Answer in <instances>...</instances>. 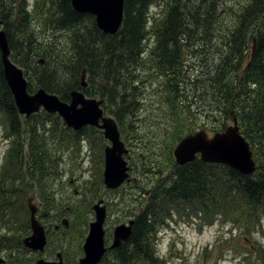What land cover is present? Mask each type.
<instances>
[{
  "label": "trees",
  "instance_id": "16d2710c",
  "mask_svg": "<svg viewBox=\"0 0 264 264\" xmlns=\"http://www.w3.org/2000/svg\"><path fill=\"white\" fill-rule=\"evenodd\" d=\"M39 3L43 25L67 35V54L59 53L64 48L55 44L39 48L30 28V17ZM154 6L163 9L157 17L150 10ZM0 20L12 62L29 75L28 92L33 80L37 88L57 95L63 102L69 101L73 90L102 99L104 109L107 104L112 108L108 114L116 121L120 135L132 141L139 138L133 124L138 110L134 92L139 83L134 72L143 68L147 53V61L162 74V87L168 92L174 136L180 130L184 134L185 126H189L186 120L195 124L203 116L209 131H222L236 117L242 136L255 154L256 170L250 175L199 159L183 166L174 163L169 181L162 178L146 192L134 213L128 240L108 251L99 264H167L155 255L154 242L155 235L164 226L169 227L173 218L196 220L200 226L228 223L237 231L231 250L247 252L237 263L264 264V245H239L240 239L242 243L252 239L264 218V0H236L230 8L223 6V0H124L122 22L114 35L101 33L94 18L75 12L70 0H35L31 10L26 0H0ZM183 52H189L196 64L200 54L210 58L201 68L200 77H191L193 66H184L180 58ZM83 71L87 78L84 89L80 83ZM189 84L193 86V97L186 91ZM203 99L209 107L202 110ZM179 105L182 112L177 111ZM0 118L4 137L10 140L1 158L0 175L15 169L10 179L0 180V222L6 226L19 222V208L11 211L15 187L34 185L40 188L42 201L50 203V184L60 175V162L52 158L47 142L54 141L57 150L72 153L80 151L81 145L80 137L56 115L40 111L29 118L18 117L1 62ZM79 133L82 138L88 137L92 148L96 140L89 128ZM21 143L28 147L23 157L16 149ZM14 248L11 238L0 237L5 264H13ZM209 254L205 250L204 258Z\"/></svg>",
  "mask_w": 264,
  "mask_h": 264
},
{
  "label": "rangeland",
  "instance_id": "374dc122",
  "mask_svg": "<svg viewBox=\"0 0 264 264\" xmlns=\"http://www.w3.org/2000/svg\"><path fill=\"white\" fill-rule=\"evenodd\" d=\"M26 1L29 10H31L35 0ZM16 3H21V0H16ZM235 3L236 0H223V6L226 8L232 7ZM40 7L41 3L38 4V9L34 10L30 17V28L35 33L39 48L44 49L48 44H55L57 47L65 49L58 51L59 53L63 52L67 54L69 51L66 50L69 47L67 35L60 34L43 25L41 22L43 14H40ZM150 10L151 13L156 12L155 15L157 17L163 9L162 7L154 6ZM184 52L180 55V58L184 59L183 64L187 69L193 66V75L191 77H200L201 68L208 64L210 58L201 54L198 55L196 59L197 64L200 65H197L194 63L196 62L194 61V57L189 52L186 54ZM60 56L64 57L63 54H60ZM143 59L145 61L143 68L134 72V78L138 79L139 83L135 82L136 86H138L137 91L134 92V96L138 101V110L133 116V124L138 129L139 138H135L132 141L129 139L127 142L120 135L121 141L128 149V154L124 156L127 166L130 168L128 183L115 191H107L104 188L102 183L103 148L109 145V143L101 134L90 130L96 140L94 146L90 147L91 141L87 137V142L82 143L80 141L81 147L79 152L72 153V150H57L54 141L49 140L47 142L50 154L53 155L52 158L55 159L54 161L60 162L59 169L69 170L71 167L66 163L62 167V159L71 160L74 156H78L81 161L83 160L84 170L89 169V172L85 171L82 177L77 179V182L72 183V187L66 183L67 179L64 180V184H60L59 188L57 187L59 183L55 181L51 183L50 187L53 193L49 204L42 201L41 197H39L40 188L37 187L36 189L34 185H28L27 187L20 185V187L14 188V191L18 192L30 189L34 193V196H36L35 203H41V206L50 217L60 215L68 220V227L60 238H57L54 234L49 236L52 245L51 252L58 248H65L64 251L67 252L68 257H74L75 253L79 251L81 255H78V259L83 256L81 246L88 234L89 223L94 221V213L91 211V206L97 201H102V205H107L108 207L104 228L107 233L106 243L110 245L113 229L117 225L125 224L133 219L134 213L139 208L141 201L147 196L146 192L152 190L162 178H167L166 180L169 181L168 175L174 169L175 163L172 154L173 149L182 138L201 130H204L208 137H211L214 133L222 132L227 126H231L232 124L228 122L222 131H209V128L206 126V120H203V116H200V120L195 124L189 123L186 120L189 126H185L184 134L180 130L178 136H174V121L169 117L172 109H170L171 106L167 102L168 92L162 87V74L151 68L155 65L147 61L149 54L146 53ZM38 60L42 59L38 58ZM47 62H44V64ZM24 77L28 84L29 82L31 83L29 75L26 76L24 73ZM86 80L87 78L84 81ZM32 85L33 87L31 88V92H28L29 94H34L38 90L33 80ZM186 91L187 94L193 97V86L187 85ZM205 102L206 99H203L200 109L203 110L209 107ZM177 108L178 112H182V105H179ZM109 110H112V108L107 104L104 112L107 116L112 117L108 114ZM17 115L19 118H23V116ZM1 121H3V118H0V167L2 155L9 149L6 139L3 137V132L5 131H3L4 128ZM192 121L193 119H191ZM21 136L23 137V134ZM17 148L21 150L22 157L27 153L26 149L28 147L25 143H21L20 147ZM255 151L257 152V149ZM14 163V168H16L17 162L14 161ZM12 169H9L4 175H0L2 182L7 181L8 178L10 179V175L13 172ZM32 170L33 168L30 167V171ZM77 173L78 171L74 173L69 172L68 174H72L74 177ZM7 185L9 187L11 183L8 182ZM73 189L77 192V195L73 194ZM16 208L17 210L19 208V218H17L19 223L28 222L25 198L20 194L19 197L13 196L11 211L14 212ZM46 223L49 225L50 221L47 220ZM168 223L169 227L164 226L155 235L156 243L154 242L155 255L158 256L159 260L167 261V264H238L237 261L238 259L240 260V257L247 256V252L242 251V249L240 251L237 248L234 251L231 250V242L235 240L237 231L228 223L222 225L219 222H215L209 226L206 224L200 226V222L196 220L193 222L191 219L185 218H173ZM229 229L231 232L228 231ZM26 232L27 229L23 226L18 230L12 224L8 223L6 226L2 224L0 237L6 235L15 241V237L18 234L24 237ZM59 239L61 240L59 241ZM225 240H230V242ZM253 243L255 245H264V218H262L258 230L253 232L252 239H247L244 243L240 239L239 245L246 248ZM205 250L207 252L210 251V254L204 258L203 253ZM5 254V252L0 253V257L3 258Z\"/></svg>",
  "mask_w": 264,
  "mask_h": 264
},
{
  "label": "water",
  "instance_id": "95a60500",
  "mask_svg": "<svg viewBox=\"0 0 264 264\" xmlns=\"http://www.w3.org/2000/svg\"><path fill=\"white\" fill-rule=\"evenodd\" d=\"M124 0H70L72 9L77 13L94 17L97 29L106 35H114L122 22ZM2 21L0 20V27ZM255 43L253 42L252 55ZM0 61L3 76L13 97L18 114L29 117L42 110L48 114H57L65 126L78 131L85 126L102 130L103 137L109 145L104 147V166L102 172L103 185L107 190L118 189L129 181V167L124 159L128 153L120 139L117 124L112 117L104 115L103 101L86 97L81 91L69 93V101L63 102L56 95L39 88L34 94L27 91V80L22 69L10 60V50L4 31L0 28ZM42 63V61H40ZM84 72L80 77L82 88L86 87ZM175 164L183 166L197 158L206 164H220L243 174L250 175L255 171L252 151L240 134L236 118L222 132L208 137L204 130L197 131L182 138L173 149ZM98 201L92 205L94 221L88 225V234L82 245L83 257L78 264H98L107 250L116 249L128 240L133 220L127 224L117 225L112 232V242L104 246L103 223L106 216L105 207ZM31 235L23 240V245L32 251H43L46 245L43 227L35 218L36 207L27 200ZM64 225L66 222L63 221ZM4 261L0 259V264ZM35 264H63L62 261L49 262L39 259Z\"/></svg>",
  "mask_w": 264,
  "mask_h": 264
},
{
  "label": "flooded vegetation",
  "instance_id": "af4514ba",
  "mask_svg": "<svg viewBox=\"0 0 264 264\" xmlns=\"http://www.w3.org/2000/svg\"><path fill=\"white\" fill-rule=\"evenodd\" d=\"M89 130L93 131V132H98L99 134L102 135V130L95 128V127H88ZM81 131V130H80ZM80 131H73L71 130L72 133L76 134V136L80 137V141L82 143H85L88 141L87 137H83V135H81V133H79ZM103 137V135H102ZM79 152V151H78ZM81 157V156H80ZM69 165L71 168L69 170H64V169H59V173L60 175L56 177V182L59 183L58 184V188L60 186V184H64V180H66V183L68 184V186L72 187V183L73 182H77L78 178H81L82 175L86 172H89V169L84 170L83 168V160L81 161V159L78 156H74L73 158H71V160H64L62 161V167L64 166V164ZM13 172H15V169H12ZM78 171V173L76 174V176H72L69 175V172H76ZM68 172V173H67ZM75 184V183H74ZM31 186V184H29ZM67 186V188H68ZM71 190V189H70ZM14 196L19 197V192L18 191H14ZM73 194L77 195V192H75V190L73 189ZM23 198H25V209L26 212L28 213L27 210V206H26V202L29 199H32V203H34L36 205V219L40 222V224L42 225L43 229H44V233H45V237H46V246L44 247L43 251H30L28 249H26L23 245H22V241L24 238L29 237L31 235L30 231V224H29V213H28V222L25 223H19L18 221L11 223L16 229H20L22 226L25 227L27 229L26 235L24 237H22V235H17L15 237V242H14V253L12 255V259H13V264H34V262L38 259H44L46 261L49 262H58V261H62L63 264H77L78 260V255H81V252H76L74 257H68L67 252L64 251V249H56L55 251L51 252L52 249V245L51 242L49 240V236L51 234L56 235L57 238H60L61 235L63 234V232L66 230V228L68 227V220L65 219L63 216H54V217H50L49 214L45 211V209L41 206L40 204H36L35 200H36V196H34V193L31 190H27L26 193L24 195H22ZM104 204V203H103ZM105 209H106V216H107V210L108 207L107 205H104ZM17 211V208L14 210ZM65 219V220H64ZM49 220L50 224L48 225L46 223V221ZM64 220L66 222V225H64L63 221ZM105 222H106V218H105ZM105 225V223H104ZM0 227H2V223L0 222ZM105 230V228H104ZM107 238V233L105 230V240ZM61 239H59L60 241ZM106 246L107 243H106ZM82 248V247H81ZM77 260V261H76ZM7 262V260H5V263ZM3 263V264H5Z\"/></svg>",
  "mask_w": 264,
  "mask_h": 264
}]
</instances>
